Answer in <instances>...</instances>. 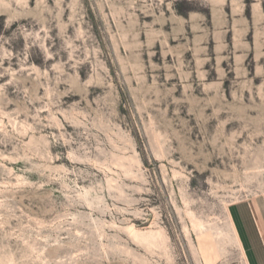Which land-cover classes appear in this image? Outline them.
<instances>
[{
	"label": "rangeland",
	"instance_id": "1",
	"mask_svg": "<svg viewBox=\"0 0 264 264\" xmlns=\"http://www.w3.org/2000/svg\"><path fill=\"white\" fill-rule=\"evenodd\" d=\"M264 264V0H0V264Z\"/></svg>",
	"mask_w": 264,
	"mask_h": 264
},
{
	"label": "crops",
	"instance_id": "2",
	"mask_svg": "<svg viewBox=\"0 0 264 264\" xmlns=\"http://www.w3.org/2000/svg\"><path fill=\"white\" fill-rule=\"evenodd\" d=\"M257 264H258V263H257ZM259 264H262V263L259 262Z\"/></svg>",
	"mask_w": 264,
	"mask_h": 264
}]
</instances>
